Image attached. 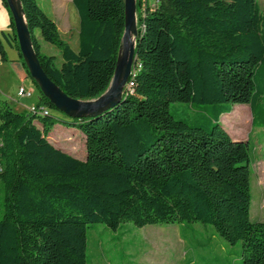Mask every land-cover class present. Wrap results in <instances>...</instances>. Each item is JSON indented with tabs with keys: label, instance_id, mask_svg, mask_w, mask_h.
Segmentation results:
<instances>
[{
	"label": "trees",
	"instance_id": "16d2710c",
	"mask_svg": "<svg viewBox=\"0 0 264 264\" xmlns=\"http://www.w3.org/2000/svg\"><path fill=\"white\" fill-rule=\"evenodd\" d=\"M71 1L77 50L37 0L20 3L46 75L69 97L94 99L115 70L125 4ZM154 1L135 0L132 93L79 116L42 94L1 0L11 42L40 92L35 105L48 112H17L0 100V264H88V227L116 230L125 222L178 224L202 246L215 234L231 245L240 241V264H264V221L250 219V138L233 139L220 121L234 104H247L252 128L264 129V11L258 0ZM39 37L58 49L59 65ZM0 58L7 60L1 39ZM172 102L191 104L197 116H175ZM57 123L84 134L83 160L49 142ZM195 223L210 225L214 236L206 231L204 240ZM207 259L232 264L226 256Z\"/></svg>",
	"mask_w": 264,
	"mask_h": 264
},
{
	"label": "rangeland",
	"instance_id": "374dc122",
	"mask_svg": "<svg viewBox=\"0 0 264 264\" xmlns=\"http://www.w3.org/2000/svg\"><path fill=\"white\" fill-rule=\"evenodd\" d=\"M55 1H58V6L65 18V22L60 17H58L59 21L56 19L60 36L69 43L71 48L77 50L79 26L77 11L71 0ZM37 2L47 15L51 16L50 2L48 0H37ZM150 2L152 6L155 5L154 0ZM258 3L260 9L264 11V0H258ZM3 11L7 9L0 0V25L4 24ZM0 39L7 55L8 42L2 35ZM9 40L13 42L12 35L9 36ZM39 41L42 51L55 55L59 65L62 59L58 49L40 37ZM28 81L33 89L28 83H25L23 87L26 91L32 90L31 94L25 95L24 98H14L11 94L12 85L13 83L17 85L19 82L0 66V100L6 101L15 111L20 109L18 104L20 102L28 107L36 104L40 92L30 77ZM169 110L175 116L186 120L194 119L198 112L187 102H172L169 104ZM220 121L233 139L250 138L249 155L252 159L250 219L264 221V160L261 155L264 152V129L252 128L251 112L247 104H234L230 112L220 116ZM35 123L40 127L39 123ZM47 138L56 148L73 157L81 160L85 158V136L79 129L57 123L52 127ZM203 226L201 223L194 224L198 230H201ZM180 229L178 224L138 227L125 222L116 230L110 229L104 223L91 224L87 229L88 264H204L201 257L209 258L211 254L226 256L232 264H240V241L236 245H231L215 234L207 246H202L198 245L199 241L190 239L189 234L186 233L183 236Z\"/></svg>",
	"mask_w": 264,
	"mask_h": 264
},
{
	"label": "water",
	"instance_id": "95a60500",
	"mask_svg": "<svg viewBox=\"0 0 264 264\" xmlns=\"http://www.w3.org/2000/svg\"><path fill=\"white\" fill-rule=\"evenodd\" d=\"M11 12L19 51L30 76L37 83L40 91L50 102L66 115L79 116L93 114L113 104L122 96V90L128 81L131 69L137 61L134 51L137 35L135 0H124L125 25L115 70L108 88L94 99H75L65 94L59 86L43 71L33 49L29 29L20 0H6ZM133 39V41H131Z\"/></svg>",
	"mask_w": 264,
	"mask_h": 264
},
{
	"label": "crops",
	"instance_id": "0c3cea01",
	"mask_svg": "<svg viewBox=\"0 0 264 264\" xmlns=\"http://www.w3.org/2000/svg\"><path fill=\"white\" fill-rule=\"evenodd\" d=\"M48 1L50 2V9H49L51 11L50 17L55 21L56 24H57V20L59 19L58 17H60L61 20L65 22V18L61 13L60 7L58 6L59 5L58 1H55V0H48ZM3 16H4V24L0 25V35H2L5 38L6 42H8L9 50L7 52L8 59L6 61L0 60V66L4 67L5 72L12 74L13 77L16 78L19 82V84H17V85L13 83L12 90H11L12 96L14 98L15 97L16 98H19V97L24 98L25 95L24 96H18L17 95V91H18L19 87L26 85L25 83H28L30 88L33 89V87L30 84V82L28 81L29 76L27 75V73L24 70V67L21 63V59H20V55H19L18 51L13 48L14 47L13 43L9 40V36L12 33V29H11L10 22H9L8 11H3ZM57 27H59L58 24H57ZM58 30H59V28H58ZM77 32H78V30H77ZM13 81L15 82V79ZM16 103H17V101H16ZM18 104L20 105V109L17 110V112L28 111L30 109V107L32 105H34V104H32L30 107H28L26 104H23L21 102ZM262 159L264 160L263 156H262ZM195 229L197 231H199V233L202 234V236H203L202 238L204 240H208V237L206 235V231H208L210 235L214 236L213 232L210 229H208V227L203 226V227H201V230H198L197 228H195ZM217 257H220V256L217 254H211V256L207 260L212 261L213 259H216ZM221 257L225 258V256H221ZM201 259H203V257H201Z\"/></svg>",
	"mask_w": 264,
	"mask_h": 264
},
{
	"label": "built area",
	"instance_id": "2783aa9c",
	"mask_svg": "<svg viewBox=\"0 0 264 264\" xmlns=\"http://www.w3.org/2000/svg\"><path fill=\"white\" fill-rule=\"evenodd\" d=\"M134 66H135V64H134ZM133 73H134V67L131 69V74H130L128 81L123 86L122 94L125 92L132 93L133 89H132V82L130 81V78L133 75ZM31 92H32V90L26 91L25 88L23 86H21V87H19V89L17 91V95L18 96L30 95ZM28 111L37 112V113H41V114H46L48 112L45 107L37 108L35 104L32 105Z\"/></svg>",
	"mask_w": 264,
	"mask_h": 264
},
{
	"label": "bare ground",
	"instance_id": "6f19581e",
	"mask_svg": "<svg viewBox=\"0 0 264 264\" xmlns=\"http://www.w3.org/2000/svg\"><path fill=\"white\" fill-rule=\"evenodd\" d=\"M131 41H133V39H131Z\"/></svg>",
	"mask_w": 264,
	"mask_h": 264
}]
</instances>
